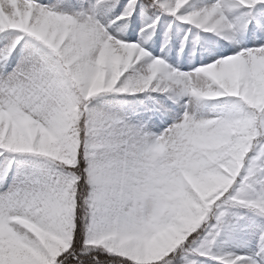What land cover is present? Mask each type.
Wrapping results in <instances>:
<instances>
[{"label":"snow or ice","instance_id":"6c2138e0","mask_svg":"<svg viewBox=\"0 0 264 264\" xmlns=\"http://www.w3.org/2000/svg\"><path fill=\"white\" fill-rule=\"evenodd\" d=\"M0 264H264V0H0Z\"/></svg>","mask_w":264,"mask_h":264}]
</instances>
